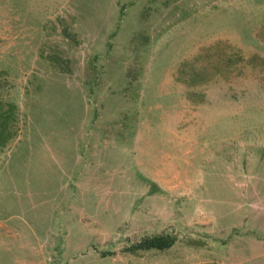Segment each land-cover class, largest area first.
<instances>
[{
    "label": "rangeland",
    "instance_id": "374dc122",
    "mask_svg": "<svg viewBox=\"0 0 264 264\" xmlns=\"http://www.w3.org/2000/svg\"><path fill=\"white\" fill-rule=\"evenodd\" d=\"M0 264H264V0H0Z\"/></svg>",
    "mask_w": 264,
    "mask_h": 264
},
{
    "label": "trees",
    "instance_id": "16d2710c",
    "mask_svg": "<svg viewBox=\"0 0 264 264\" xmlns=\"http://www.w3.org/2000/svg\"><path fill=\"white\" fill-rule=\"evenodd\" d=\"M175 239L168 235L145 237L126 248L129 253L147 250H164L173 245Z\"/></svg>",
    "mask_w": 264,
    "mask_h": 264
}]
</instances>
